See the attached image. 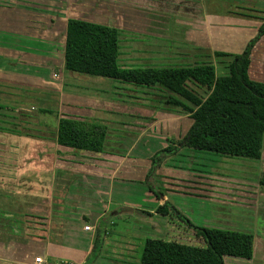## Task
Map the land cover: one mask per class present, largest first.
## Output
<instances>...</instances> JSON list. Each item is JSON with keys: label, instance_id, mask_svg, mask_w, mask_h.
Masks as SVG:
<instances>
[{"label": "crops", "instance_id": "0c3cea01", "mask_svg": "<svg viewBox=\"0 0 264 264\" xmlns=\"http://www.w3.org/2000/svg\"><path fill=\"white\" fill-rule=\"evenodd\" d=\"M65 1L54 0L53 5L55 8L62 9L65 4L74 3L73 0H68L66 3ZM82 1L85 6H90L92 1L97 4L102 3L103 7L108 6V3L114 6L116 24L109 23L110 17L104 18L105 21H102H107V24L111 26L121 29L126 27L125 23L131 25L136 22L148 23L146 27H151L150 32L131 29L135 31L136 38L130 39L132 44L133 40L136 42V48L140 49L141 55L147 56L143 60L146 59L149 64L154 63L155 44L163 43L162 47H157L158 50H161L159 53L161 55L160 62L168 60L164 58L165 55L177 57L176 60H178L185 56L183 52H188L191 62H211L214 64L216 72V65H219L221 68L217 74L226 72L225 64L231 59V54L240 53L264 21L261 19L264 18V0H206V3L204 0ZM35 2L26 3L28 6L25 7H17L16 11L9 9L10 11L6 14H0V23L3 21L0 28L6 34L5 46L0 51V76L13 79L8 82L11 88L6 87V90H13L17 85L18 93L21 92L17 93V99H13L12 97L15 96L12 95L13 93L10 94V91H0V103L2 101L13 103L18 99L23 101L37 95L40 96L38 100L41 101V105L38 106L40 112L44 113L43 110H47L46 114L50 115L52 111H48V109H56L59 111L56 120L61 115L87 117L92 121L104 123L107 126V133L103 151L91 152L58 145L55 140L57 121L50 125L52 133L50 140H46L42 135L32 134V131H26L28 130L27 126L23 124L22 120L2 127L4 131L0 133L24 132L26 137L21 136L14 141L15 138L9 135L4 136L0 142V146L12 147L19 157L16 159L18 168L15 172L19 179L16 181V183L18 182L16 188H13L12 191L0 190V214L8 210L20 212V206H22L20 199L27 190L23 187L24 183H20V179L30 175V172H34L35 183H38L35 184L37 193H34V197L38 199L48 196V207L47 211L41 212L40 218H38L43 221H40L41 225L36 224L38 219L35 221L36 229L32 234L26 235L21 231L16 232L15 229H12L14 232L9 231L10 233L0 232V264H36L34 259L37 256L44 258L47 264L62 261L68 264H82L91 250L95 225L110 209L133 207L152 212L150 218L134 216L131 220L132 232H139L147 237L153 228L158 229L161 224L157 222L159 214L154 213L157 205L167 200L170 203H176L175 205L180 208L181 202H176L177 196L174 191L177 182H180L186 194L188 191H192L194 194L203 195V191L216 190L213 189L216 183L213 177H220V164L221 167L231 164L229 172H224L227 177H243L245 176L244 168L242 166L238 168L234 164L239 165V161L240 163L257 161V159L223 156L214 152L180 147L164 158L156 169L154 181L158 189H162L163 199L156 198L151 194L147 185H144V180L157 149L144 142L155 137L151 135V130L162 123L169 124L171 134L175 139H179L186 133L191 119L178 109L152 108V105L154 106L152 101L146 103L148 101L142 100L144 105L133 104L137 101L136 99L132 100L129 105L130 100L112 99L103 87L97 88L96 93L88 88L78 91L77 94L74 92L75 87L65 89L69 88L66 83L72 85L77 83L76 79H79L75 76L76 74L64 67L68 21L72 20L70 17L76 16L68 13L60 14L52 7L46 8L45 11L39 7L37 2L40 1L35 0ZM206 4L211 8L209 14H203L199 7ZM183 5H196L199 8L191 10L193 13L182 14L184 17L169 12L171 7L177 13V9ZM234 9H238L241 13L239 15L229 13ZM97 20L99 21V18ZM170 22H178V30H173L176 27H171ZM182 22H185L186 26H182ZM167 39L173 40L172 43L176 48L166 47L164 44L168 41L164 40ZM180 45L188 47V51L180 48ZM129 47L134 48V46ZM216 52L228 53V55L217 56ZM3 60H5V64H3ZM249 75L264 81V36L252 49ZM89 76L97 77L96 80L106 78ZM14 80L17 81L14 82ZM86 80L88 82L91 79L89 77ZM0 86L3 87V85ZM42 102H44L43 106ZM8 103L5 105L11 106ZM43 107L47 109H41ZM95 108L98 109L93 113ZM101 110H113L115 112L113 117L119 119L118 123L111 122L107 117L101 119L97 116L95 118V113ZM23 129L25 130L22 131ZM9 139L12 142H6ZM162 145H164L163 149L172 147L170 143ZM145 148H147L146 151ZM32 155L33 158H31ZM224 158L228 159L224 160ZM130 159L143 161L141 164L144 167L143 173L137 176L140 177L137 184L122 183L121 180L122 184L119 185L117 174ZM262 177H264V173ZM72 178H79L80 181L77 183ZM102 181L104 184L106 183L105 191L108 196L105 199L107 202L100 210L95 211L91 208L92 199L96 197V192L102 185ZM127 186H130L131 189L135 188L136 193H139L140 190L141 195H137L140 200L137 204L135 202L123 203L119 200L123 194H130L127 190L123 192ZM86 189L89 192L88 195L84 193ZM81 191L83 192L81 193ZM132 196L135 195L132 194ZM113 197L115 198L114 202L112 201ZM83 202L84 205H81ZM36 207L39 206L36 205ZM85 225L94 227L93 231L85 230ZM106 241L104 240L100 255L92 264L119 263L116 258L114 261L111 257L109 259L105 257L103 248L106 246ZM126 261H130L131 264H141L138 259L133 257L121 259V262Z\"/></svg>", "mask_w": 264, "mask_h": 264}, {"label": "rangeland", "instance_id": "374dc122", "mask_svg": "<svg viewBox=\"0 0 264 264\" xmlns=\"http://www.w3.org/2000/svg\"><path fill=\"white\" fill-rule=\"evenodd\" d=\"M21 1L25 2L27 0H0V14L2 15V13L9 12V9L16 10L14 6L7 5H15V3L17 4ZM37 1H40L37 2L39 4L40 9L42 8L45 11L46 8L50 9L52 7L54 8V10H56V12H59L60 14L68 13L77 17L91 19L99 18V21H105L104 18L108 19L110 17L111 20L109 21V23L116 24V22L114 21L115 9L114 6H111L109 3L108 6L103 7L102 3L97 4L94 3L92 0H86L92 1V4H89L90 6H85L82 0H73L74 3L70 4L69 2L65 4L62 9H59L55 8V6L53 5L54 0H42V2L41 0ZM205 1L206 0H204V2ZM30 2L36 3L35 0H32ZM66 2H68V0H66L65 3ZM85 4L88 3L85 2ZM196 7V5H183L180 6V10L177 9V13L174 12L176 11L175 9L170 7L169 12L177 15L189 14L193 13L191 12V10H197L199 7H201L200 9L203 14L211 13V8L207 4L199 6L197 8ZM230 12L231 14L234 13L235 15H239V13H241V11H239L238 9L231 10L229 11V13ZM182 16L184 17V15ZM185 22L181 23L182 26H186ZM119 24L121 25L122 23ZM125 24L126 27L121 29H127L128 31H132L131 29H133L140 32L141 30L150 32L149 29L151 28L146 27L148 23L136 22L132 25L130 23ZM155 24L158 25V23ZM178 24V22H170L171 27H176L173 30H178ZM160 27H162V25H160ZM0 30H2L0 31L1 51L6 43V34L2 28H0ZM127 30H125V34L123 35V37L120 36V64L139 65L149 63L146 61V59L143 60L147 56L141 55L140 52H138L137 50H132V48L129 47L135 46L131 43L130 38H136V35L131 34V32L126 33ZM132 32L135 33V31ZM164 41H168V43L164 44L166 47L171 46L172 48H176V46L172 43L173 40L167 39ZM162 44L163 43L159 45L155 44L156 48L153 54L155 55L153 56L154 64H177L185 63L184 61L191 63V57L189 56L188 52H183L185 53V56L180 57L178 60H176L177 57L165 55L164 58L168 60L160 62L161 55H159V53H161V50H158L157 47H162ZM179 47L183 50L188 51V47H184L183 45H180ZM175 51L177 52V50ZM5 63V60H3V64ZM216 68L217 72H219V68L221 67L219 65H216ZM73 74H76L75 76L79 78L76 79L77 83L72 85L66 83V86H68L69 88L65 89H72L73 87H75V94L85 88H88L89 90H92L94 93H96L97 88L103 87L105 92L109 96H111L112 99H122L123 101L130 100V102L128 103L129 105L130 103H132V100L137 99V101L133 104L144 105V101L142 100H146L148 101L146 103H149V101L153 102L154 106L152 105V108H162L165 110L173 109L164 102V97H166L165 91H163V93L161 89L159 90V88L143 89L137 86H133L131 84L122 83L109 78H98L101 80H96L97 77L95 78L94 76L75 72H73ZM89 77L91 80L87 82L86 78ZM8 79V77L0 76V85H3V87L0 86V91H10V94L13 93L12 95L15 96L12 98L17 99V95L21 92L18 93L17 85L13 89L15 91L10 89L6 90V87L11 88L8 82L10 80H13ZM16 81L17 80H14V82ZM4 84H6V86H4ZM39 98L40 96L34 95L33 97H29V99L27 100L20 101L18 99V101L16 100L13 103L2 101V104L8 103L13 108L8 111H0V126L6 127L9 126L10 123H17L22 120L23 123L27 126L26 128L28 130L26 131H32V134H39L44 136L46 140H50L52 138L50 125L54 124L57 121L56 116L59 114V111L50 108L48 109V111H52V114L50 115L46 114L47 110H43L44 113L40 112V110L38 109V106L41 105V101L38 100ZM43 104L44 102H42V106ZM41 109L47 108L43 107ZM97 109L98 108H95L93 110V113ZM113 113H115L113 112V110H101L97 111L94 117L97 118L98 116L101 119H104L103 117H107V119L111 120V122L118 123L119 119L117 120L115 117H113ZM151 131V135H154L155 137H152L149 141L145 140L146 142L144 143L148 146L156 148V153L163 149L162 147L164 145L162 144H172L171 142L175 139L174 135L171 134L169 130V124H159ZM5 134L8 135L9 133ZM0 137H2V135H0ZM144 150L146 151L147 148H145ZM48 152L50 153V150H48ZM17 158L19 157L12 147L0 146V190L5 189L7 191H12L13 188H16V185L18 183H16V181L19 180L17 173L15 172V170L18 168L16 162ZM31 158H33V155ZM225 159L228 158H224V160ZM137 161L134 159H130L126 161V163L122 166L121 172L118 173L116 177L119 185L122 183H130L135 185L139 182L138 178L140 177L137 176L143 173L144 167L141 166V164L143 163L142 160ZM234 165L238 168L242 166L244 168L245 176L242 175L243 177H227L224 172H229V166H231V164L224 165L222 167L220 164V177H213V180L216 181V183L214 184L215 187L213 189L216 190L203 191V195L194 194V192L192 191H188V193L186 194L180 182H177V186L175 187L174 191H176L177 196L176 202H181V206L180 208H178L175 205L176 203L172 204L176 207L178 211H180L187 219H189L195 225L226 227L243 231L248 230L253 233V257L251 259L226 257L224 260L225 264H264V177H262L264 173V141L262 147V156L260 159H257L256 162L240 163L239 161V165L237 163ZM33 175L34 172H30V175H28L27 177H21L20 183H24L23 187L27 188V190L26 192H24V196L20 199L22 205L20 206V212L8 210L0 214V232L4 231L5 233H10L9 231H13L12 229H15L16 232L21 231L26 235L35 232V221L40 218L41 212L47 211L46 208L48 207V196L45 198L43 197L38 199L34 197V193H37L35 184L38 183H35L36 179L35 177H33ZM72 179L75 180L77 183L80 181L79 178ZM176 179H179V177H176ZM121 180L122 183H120ZM105 185L106 183L104 184V182L102 181V185L96 192V197L92 199V210H100V208L103 207V204L107 202L105 198L108 196V194L105 191ZM80 186L82 188L81 183ZM151 188L152 189H149L151 191V194L155 195V197L158 198L156 196L157 190L153 189V187ZM126 190L130 194H123V197L119 200H121L123 203L135 202L137 204L140 200L137 198V195L140 194V190L139 193H136L135 188L131 189L130 186L125 187L123 192H126ZM160 191L162 192L161 188ZM82 192L83 191H81V193ZM84 193L85 195L89 194L87 189L84 191ZM132 194L135 196L133 197ZM29 196L33 198H30ZM114 200L115 198L113 197L112 201L114 202ZM31 203H33V205H30ZM36 205H38L39 207H36ZM81 205H84V202L83 204L81 203ZM111 211H113L112 213L114 215V212H118L119 214L113 221V224L109 225V227L106 229V235L104 240L107 241L105 242L106 246L103 248V252L105 253V257L107 259L111 257L114 259V261L115 258L119 261V263L113 264H131L130 261L121 262V259L125 257H133L135 259H138V261H140L139 263L141 264H213L205 250V246L202 240L198 237H195L193 232L188 227H186L181 221H179L172 213H169L164 217L158 215L159 220H157V222L161 223L160 226H158L159 230L153 228L156 227L155 225H153L152 232H150L151 234L146 237L145 234H141L139 232H132L131 220L134 216L127 215L126 213H121L118 207L110 209L107 213ZM93 229L94 227H90L88 231H93ZM60 263L68 264L63 261Z\"/></svg>", "mask_w": 264, "mask_h": 264}, {"label": "trees", "instance_id": "16d2710c", "mask_svg": "<svg viewBox=\"0 0 264 264\" xmlns=\"http://www.w3.org/2000/svg\"><path fill=\"white\" fill-rule=\"evenodd\" d=\"M30 1L7 6L25 7L28 6L26 3H32ZM70 18L72 20L68 21L64 54L66 70L111 78L143 89L159 88L165 91L164 102L167 105L187 114L191 119L186 133L174 139L171 148L158 151L151 161L144 181L149 189L153 187L157 190L158 199H163V193L155 185V171L164 158L180 147L250 159L261 158L264 141V81L252 78L249 66L252 49L264 36V21L244 49L240 53L231 54V59L225 64L226 72L217 74L214 64L208 61H184L164 66L154 63L120 64V36L123 37L127 29L97 19L85 20L87 18L77 16ZM133 45L132 50L141 53L134 40ZM215 55L227 56L228 53L216 52ZM12 108L0 103V111ZM3 131L0 127V132ZM12 132L9 134L15 138L14 141L21 136L26 137L24 132ZM106 133L107 126L104 123L87 117L61 115L57 119L55 140L58 145L72 149L101 152ZM9 134L0 133V142ZM6 142L12 141L9 139ZM125 208L124 213L139 218H150L153 214L141 208L119 207L120 210ZM112 212L104 214L95 225L92 247L82 264H92L100 255L106 229L119 214L114 212V215ZM154 213L161 216L172 213L195 237L202 240L213 264H225L226 257H253L254 235L250 231L195 225L167 200L157 205ZM40 221L38 219L36 224L41 225Z\"/></svg>", "mask_w": 264, "mask_h": 264}, {"label": "built area", "instance_id": "2783aa9c", "mask_svg": "<svg viewBox=\"0 0 264 264\" xmlns=\"http://www.w3.org/2000/svg\"><path fill=\"white\" fill-rule=\"evenodd\" d=\"M84 229L85 230H89L90 229V226L89 225H85L84 226ZM34 261H35L36 264H47V262L45 261V259L42 258V257H40V256L35 257ZM53 264H61V263L58 262V263H53Z\"/></svg>", "mask_w": 264, "mask_h": 264}, {"label": "water", "instance_id": "95a60500", "mask_svg": "<svg viewBox=\"0 0 264 264\" xmlns=\"http://www.w3.org/2000/svg\"><path fill=\"white\" fill-rule=\"evenodd\" d=\"M125 210H126V208H125V209H122V210H120V212H121V213H124V212H125ZM128 210H130V209H127V211H128Z\"/></svg>", "mask_w": 264, "mask_h": 264}]
</instances>
